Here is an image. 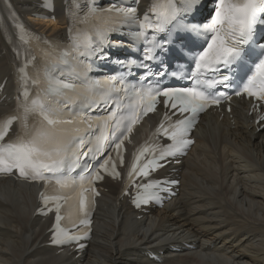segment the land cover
Listing matches in <instances>:
<instances>
[{
	"label": "bare ground",
	"instance_id": "bare-ground-1",
	"mask_svg": "<svg viewBox=\"0 0 264 264\" xmlns=\"http://www.w3.org/2000/svg\"><path fill=\"white\" fill-rule=\"evenodd\" d=\"M7 1L27 27L68 42L66 11L72 0H53L52 10L46 0ZM11 66L0 33V116L15 94ZM247 110V102L237 101L230 114L223 109L200 118L187 156L156 175L180 182L163 206L134 210L118 198L120 184L105 181L92 239L79 257L76 245L47 246L50 220L34 216L33 186L0 179V264H264V121L257 123ZM156 120L148 117L134 138ZM20 122L30 128L27 114Z\"/></svg>",
	"mask_w": 264,
	"mask_h": 264
},
{
	"label": "snow or ice",
	"instance_id": "snow-or-ice-1",
	"mask_svg": "<svg viewBox=\"0 0 264 264\" xmlns=\"http://www.w3.org/2000/svg\"><path fill=\"white\" fill-rule=\"evenodd\" d=\"M196 0H192V5L195 6ZM219 10L215 13V18L212 20L210 25H206L204 27V31H211L214 35L212 36V43L209 45V51L204 52L201 56H199V60L201 62L207 61L208 63L214 64H224L225 66L233 63L240 57V49L237 45H243L249 41L251 36L254 33V26L258 23L259 14L264 13V0H242L241 3H230L225 5V0H219ZM135 10H132L134 12ZM226 22L227 28L221 29L218 28L217 25H224ZM230 40L231 44L227 43ZM211 52V57H209V53ZM264 54V53H262ZM146 59H153L152 55H147ZM197 67H200V64H197ZM259 77V79H257ZM227 80V77L224 78ZM208 87H212L217 83L215 80H210L207 82ZM70 85L64 84L63 87L67 88ZM257 89V90H254ZM244 92L247 93L250 97H255L256 99H264V61H261L256 67V74L253 75L249 80L247 85L244 88ZM147 96L148 100V109L152 108V105L155 103V100L159 95H162L166 98V106H169L172 109H178L181 114L183 113H191V118H185L179 121V123L173 126L174 130L172 131L169 139L174 141V147L178 150L180 147L186 146L189 141L185 140L183 137L190 129L193 119L196 114L204 109L206 106L218 104L219 100L212 98V94H207L206 89L197 90L196 88H169L167 90H160L157 92H148L143 94ZM220 95H223L221 93ZM27 112L28 110L25 109ZM41 112L44 111L43 107L40 109ZM113 116L115 113L112 114ZM44 120L47 121L49 125H53L57 123L54 119H50L48 115H44ZM124 119V117H121ZM11 121L5 125V127L10 126ZM65 123H68L67 121ZM119 122L117 123V129H119ZM130 130V129H129ZM2 131V130H0ZM0 139H2V134H0ZM101 140L104 138L101 137ZM32 145H36L38 143L37 137H33V140L30 141ZM51 141H44L43 145L45 149L47 146L52 145ZM122 142H117L115 144V148L118 150L121 148ZM14 147V146H13ZM54 151H60V147L57 144L54 148ZM102 145L98 144L96 151L102 152ZM36 151L35 147L27 148L21 146L20 148H16L12 150L10 147L9 150L0 149V166L5 167H17L20 170L21 175L24 174L25 169H32L34 174L38 175L36 172V163L33 158V153ZM89 151H92L91 149ZM44 155H49V152L45 150L43 152ZM86 154V153H84ZM142 154V153H141ZM174 151L172 149H168L166 151L161 152V159L165 156L173 155ZM138 159V158H137ZM122 159L120 163H122ZM109 164L115 168V163L112 162L111 156L105 159L100 168L106 169V166ZM153 166H156L153 164ZM134 172H139L141 175H146L141 169L137 168L136 160L134 159L133 164L131 165V169L129 172V177L132 176ZM95 179H99V173L94 177ZM61 183L62 187H68L71 180H65ZM149 187H155V185H150ZM81 188H83V184H81ZM161 191H167L166 188H162ZM42 199L45 197L42 196ZM53 200H58L60 197H52ZM81 205H83V200L80 201ZM59 205L56 207L57 212V223H59L61 217L59 215ZM85 224L88 223L87 220L84 221ZM67 239H75V237H66Z\"/></svg>",
	"mask_w": 264,
	"mask_h": 264
},
{
	"label": "rangeland",
	"instance_id": "rangeland-1",
	"mask_svg": "<svg viewBox=\"0 0 264 264\" xmlns=\"http://www.w3.org/2000/svg\"><path fill=\"white\" fill-rule=\"evenodd\" d=\"M205 8V7H204Z\"/></svg>",
	"mask_w": 264,
	"mask_h": 264
}]
</instances>
